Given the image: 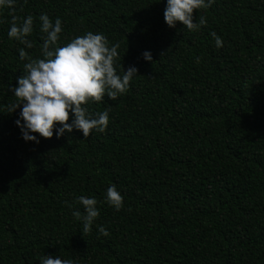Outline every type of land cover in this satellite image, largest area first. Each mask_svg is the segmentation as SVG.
<instances>
[{
  "label": "trees",
  "instance_id": "16d2710c",
  "mask_svg": "<svg viewBox=\"0 0 264 264\" xmlns=\"http://www.w3.org/2000/svg\"><path fill=\"white\" fill-rule=\"evenodd\" d=\"M166 4L0 8V264H41L46 255L73 264H264V0H215L194 12V22L207 20L197 31L169 27ZM41 14L61 19L60 46L102 34L120 45L119 75L138 69L127 93L87 105L109 112L105 132L57 138L54 129L25 141L20 108L7 112L25 74L19 50L42 58ZM13 15L18 24L33 17V48L8 37ZM111 185L123 196L119 211L106 201ZM80 196L95 198L100 213L88 233L72 215L85 214Z\"/></svg>",
  "mask_w": 264,
  "mask_h": 264
},
{
  "label": "clouds",
  "instance_id": "9594fccd",
  "mask_svg": "<svg viewBox=\"0 0 264 264\" xmlns=\"http://www.w3.org/2000/svg\"><path fill=\"white\" fill-rule=\"evenodd\" d=\"M214 2L215 0H167L165 22L169 27H175L180 22L187 30L197 31L207 24V20L200 16L194 22V12L210 8ZM14 5L15 0H0V8L8 7L14 12ZM18 20L19 17L12 16L8 37L31 49L34 44L28 37L33 32V17L27 16L20 24L17 23ZM40 21V30L46 34L42 38V58H33L24 48L19 50L20 59L27 61L24 65L25 74L18 78V86L11 89L16 101L8 106L7 112L13 113L20 108L19 119L15 123L21 128L25 141L39 143L37 136L32 133L50 139L54 135V129L57 138L66 131L72 133L73 129L82 131L85 139L94 130L105 132L109 124V112L105 110L94 115L87 105L102 102L106 95L114 101L127 93L138 69L129 66L126 71L123 69L122 76L119 75L115 63L120 59V45L116 43L109 46L108 39L102 34L87 32L60 46V34L63 31L61 19L57 17L53 23L47 14H41ZM211 35L216 47H223L222 38L215 32ZM142 56L146 61L153 59L150 51L143 52ZM106 201L117 211L124 206L123 196L115 185L107 188ZM77 202L83 205L85 214L74 210L72 215L83 222V233H88L100 214L97 200L80 196ZM67 206L71 208L72 204ZM98 230L105 237L110 235L103 226ZM41 264H73V261L46 255L41 258Z\"/></svg>",
  "mask_w": 264,
  "mask_h": 264
}]
</instances>
